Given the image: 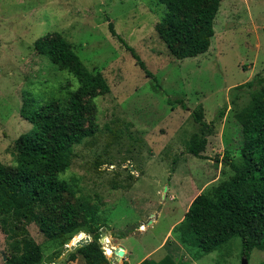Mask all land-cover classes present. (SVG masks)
Segmentation results:
<instances>
[{"label": "rangeland", "instance_id": "1", "mask_svg": "<svg viewBox=\"0 0 264 264\" xmlns=\"http://www.w3.org/2000/svg\"><path fill=\"white\" fill-rule=\"evenodd\" d=\"M166 11L158 0H0V160L15 166L17 140L33 129L21 117L25 98L37 106L64 102L80 86L35 49L44 36L62 33L111 88L94 100L96 133L75 147L63 175L78 196L99 206L107 225L102 244L108 264L161 262L167 256L175 264H243L239 237L200 255L196 243L188 239L182 245L174 229L196 196L230 179L232 165L241 163L244 139L236 114L251 96L250 90L234 88L264 77V0H222L211 47L184 60L171 55L155 30ZM109 22L157 82L111 35ZM201 107L210 125L208 143L195 157L187 145L201 133L193 115ZM31 232L48 261L55 249L36 225ZM87 235L76 236L61 258ZM5 248L0 228V264ZM112 248H125L126 260L114 262L113 251H107ZM68 264L86 263L78 255ZM248 264H264V250L255 249Z\"/></svg>", "mask_w": 264, "mask_h": 264}, {"label": "trees", "instance_id": "2", "mask_svg": "<svg viewBox=\"0 0 264 264\" xmlns=\"http://www.w3.org/2000/svg\"><path fill=\"white\" fill-rule=\"evenodd\" d=\"M166 13L156 24L159 38L177 60L205 54L215 35L214 23L222 0H158ZM109 30L129 51L147 76H154L146 63L115 30ZM39 54L73 75L79 82L76 91L68 93L62 102L51 99L37 106L27 97L21 117L33 129L17 140L16 165L0 160V228L5 235L4 264H54L76 236L92 234L91 242L72 252L67 264L80 255L86 264H108L103 244L100 208L83 196L63 175L71 168L77 145L93 137L97 130L94 100L111 92L102 73L91 72L62 33L54 32L35 43ZM250 90V104L237 112L244 144L241 163L232 165L234 175L203 191L191 202L183 221L174 231L180 243L188 239L200 250V255L215 252L235 237L242 242L244 255L264 250V77L235 87L234 91ZM224 113H221V116ZM201 125V133L193 135L187 150L195 157L205 152L209 124L201 107L193 113ZM36 225L54 248L46 261L45 249L32 235ZM68 250V249H67ZM108 254L112 250H108ZM141 264H175L171 256L163 261L145 260Z\"/></svg>", "mask_w": 264, "mask_h": 264}, {"label": "water", "instance_id": "3", "mask_svg": "<svg viewBox=\"0 0 264 264\" xmlns=\"http://www.w3.org/2000/svg\"><path fill=\"white\" fill-rule=\"evenodd\" d=\"M103 231V237L105 236V229ZM92 240V234H88L85 238L79 237L72 245L69 247V251L65 254V258L58 259L56 264H65V261L68 259L69 255L76 251L77 248L87 246ZM101 243H104L105 240L101 239ZM113 251V261L117 262L119 259L123 258L125 251L123 248H112ZM243 264H248V258L244 255Z\"/></svg>", "mask_w": 264, "mask_h": 264}, {"label": "crops", "instance_id": "4", "mask_svg": "<svg viewBox=\"0 0 264 264\" xmlns=\"http://www.w3.org/2000/svg\"><path fill=\"white\" fill-rule=\"evenodd\" d=\"M124 249V251H125V255H124V257L126 256V254H127V250L125 249V248H123ZM122 258L123 260L125 259V258ZM126 260V259H125ZM126 264V263H125Z\"/></svg>", "mask_w": 264, "mask_h": 264}]
</instances>
